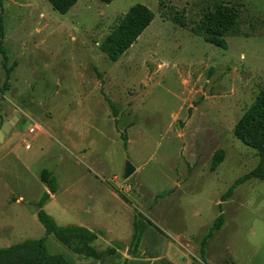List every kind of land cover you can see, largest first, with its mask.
Returning <instances> with one entry per match:
<instances>
[{
    "label": "rangeland",
    "instance_id": "374dc122",
    "mask_svg": "<svg viewBox=\"0 0 264 264\" xmlns=\"http://www.w3.org/2000/svg\"><path fill=\"white\" fill-rule=\"evenodd\" d=\"M214 1L79 0L62 14L48 0H0L16 62L5 89L0 53V128L19 114L0 142V248L46 234L37 202L47 191L57 224L98 233L87 244L48 235V252L71 264H264V180L221 198L260 161L234 127L264 87V0H223L243 26L227 48L165 13L184 11L192 26ZM137 3L155 17L112 61L100 44ZM128 161L135 171L124 178Z\"/></svg>",
    "mask_w": 264,
    "mask_h": 264
},
{
    "label": "trees",
    "instance_id": "16d2710c",
    "mask_svg": "<svg viewBox=\"0 0 264 264\" xmlns=\"http://www.w3.org/2000/svg\"><path fill=\"white\" fill-rule=\"evenodd\" d=\"M53 8L62 13H67L79 0H48ZM104 3H111L113 0H100ZM160 6L165 8L163 0ZM165 13L171 19L184 28H191L193 32L202 34L206 41L222 48H227L226 38L239 35L243 32L241 16L238 8L231 2L216 0L209 11L204 14L203 20L189 25L185 19L184 11L172 10L167 7ZM155 13L145 4L137 3L130 7L124 14L118 25L103 39L100 49L112 61H118L122 55L137 41L145 29L151 24ZM5 25L3 8L0 9V53L4 59V70L6 78L4 88L10 85L11 73L16 67V62L8 66V55L4 47ZM115 116L118 115V108L112 104ZM234 135L246 145L257 150L260 161L252 170L238 177L229 189L222 195V201L231 197L234 190L240 184L257 178L264 180V87L260 90L254 101L245 110L234 127ZM124 146L127 148L128 138L123 134ZM225 150L219 148L212 160V169H216L224 160ZM42 180L53 191L57 190V178L51 176L47 170L42 171ZM49 192L45 191L38 200V218L45 227L46 234L40 239H26L10 246L0 248V264H71L63 255L49 253L46 247L48 235L54 233L62 241L67 243L78 242L87 244L94 241L98 233L82 225H59L44 206L49 199ZM220 204V208H221ZM224 213L219 214L215 219L209 233L203 238L201 251L205 252V244L213 235L214 231L221 228L224 223ZM141 232L134 235L135 243L141 240ZM230 264H234L230 261Z\"/></svg>",
    "mask_w": 264,
    "mask_h": 264
},
{
    "label": "water",
    "instance_id": "95a60500",
    "mask_svg": "<svg viewBox=\"0 0 264 264\" xmlns=\"http://www.w3.org/2000/svg\"><path fill=\"white\" fill-rule=\"evenodd\" d=\"M18 118H19V114H16L13 116L11 120L5 121L3 123V125L0 128V142H3L6 139L8 134L13 129ZM134 171H135V166L132 164V162L128 161L125 166L124 178H128ZM50 191L53 192L51 189Z\"/></svg>",
    "mask_w": 264,
    "mask_h": 264
},
{
    "label": "built area",
    "instance_id": "2783aa9c",
    "mask_svg": "<svg viewBox=\"0 0 264 264\" xmlns=\"http://www.w3.org/2000/svg\"><path fill=\"white\" fill-rule=\"evenodd\" d=\"M34 128H31V131L34 132ZM27 147L29 148L30 147V144H27Z\"/></svg>",
    "mask_w": 264,
    "mask_h": 264
}]
</instances>
